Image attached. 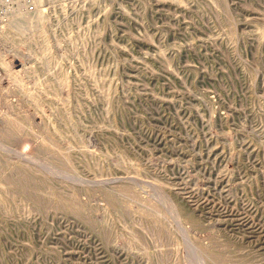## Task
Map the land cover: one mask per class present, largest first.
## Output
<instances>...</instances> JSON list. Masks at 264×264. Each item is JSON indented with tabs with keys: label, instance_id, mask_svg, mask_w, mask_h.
Instances as JSON below:
<instances>
[{
	"label": "rangeland",
	"instance_id": "obj_1",
	"mask_svg": "<svg viewBox=\"0 0 264 264\" xmlns=\"http://www.w3.org/2000/svg\"><path fill=\"white\" fill-rule=\"evenodd\" d=\"M48 8L0 31V264H264V0Z\"/></svg>",
	"mask_w": 264,
	"mask_h": 264
},
{
	"label": "built area",
	"instance_id": "obj_2",
	"mask_svg": "<svg viewBox=\"0 0 264 264\" xmlns=\"http://www.w3.org/2000/svg\"><path fill=\"white\" fill-rule=\"evenodd\" d=\"M59 0H0V29L15 15L44 11ZM3 76L0 70V82Z\"/></svg>",
	"mask_w": 264,
	"mask_h": 264
},
{
	"label": "bare ground",
	"instance_id": "obj_3",
	"mask_svg": "<svg viewBox=\"0 0 264 264\" xmlns=\"http://www.w3.org/2000/svg\"><path fill=\"white\" fill-rule=\"evenodd\" d=\"M49 9V8H48ZM40 12H42L43 13V11H39V13ZM46 12V11H45ZM35 14H37V12L36 13H34V14H30V15H25V14H17V15H15V17L13 16V18H11L1 29H0V31L2 32L3 30H4V28L5 27H8L11 23H13L14 21H16V20H18L19 18H22L23 19V21L24 20H31V17L33 18V16L35 15ZM38 15V14H37ZM0 32V33H1Z\"/></svg>",
	"mask_w": 264,
	"mask_h": 264
}]
</instances>
